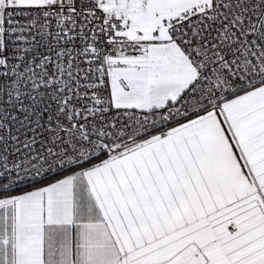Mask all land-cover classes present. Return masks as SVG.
<instances>
[{"label": "snow or ice", "instance_id": "obj_1", "mask_svg": "<svg viewBox=\"0 0 264 264\" xmlns=\"http://www.w3.org/2000/svg\"><path fill=\"white\" fill-rule=\"evenodd\" d=\"M0 264H264V0H0Z\"/></svg>", "mask_w": 264, "mask_h": 264}]
</instances>
